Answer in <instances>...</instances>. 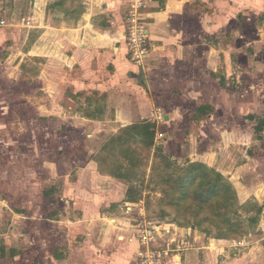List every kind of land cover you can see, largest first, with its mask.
Returning a JSON list of instances; mask_svg holds the SVG:
<instances>
[{"label":"rangeland","instance_id":"obj_1","mask_svg":"<svg viewBox=\"0 0 264 264\" xmlns=\"http://www.w3.org/2000/svg\"><path fill=\"white\" fill-rule=\"evenodd\" d=\"M35 1L0 0V21L6 22L0 25V248L6 252L24 244L32 264H49L41 260L57 245H71L79 252L74 257L80 264H116L125 258L120 248L131 247L133 227L143 213L191 246L180 255L181 263L171 264H264V129L258 130L264 123V34L256 32L264 24V0H218L224 23L231 26L236 20L243 25L239 42L224 45L238 52L221 59L225 67L227 60L233 65L223 82L230 83L234 96L222 92L219 106L200 121L191 117L193 106L187 100L175 98V104L160 107L163 117L175 109V122L156 123L155 149L161 148L181 167L204 164L233 184L245 230L232 239H219L212 229L203 231L188 215L177 216L155 187L151 167L137 173L129 185L109 173L117 174L122 164L129 167L132 158L119 159L117 151L111 154L113 161L108 158L101 166L109 157L103 147L123 129L109 122L113 108L104 115L107 121L86 122L82 117L92 109L84 95L83 100L70 98L74 104L65 100L64 121L41 112L45 92L39 90L35 55L36 28L44 15L39 16ZM213 1L198 3L207 6L203 12L210 15ZM48 13L50 26L63 16ZM29 52L32 56H25ZM101 128L107 132L96 131ZM131 185L138 191L136 202L127 201ZM129 261L135 264V256Z\"/></svg>","mask_w":264,"mask_h":264},{"label":"crops","instance_id":"obj_2","mask_svg":"<svg viewBox=\"0 0 264 264\" xmlns=\"http://www.w3.org/2000/svg\"><path fill=\"white\" fill-rule=\"evenodd\" d=\"M55 1L36 0L33 4L40 11L39 16L44 15L36 28L39 52L35 58L40 63L39 90L45 92L39 106L46 116L64 121L68 118L65 100L74 104V99L87 95L85 101L92 110L82 119L89 123L107 121L104 115L113 108L114 116L109 122H115L119 130L138 122H154L160 107L165 102L175 104V98L187 100L193 106V117L198 107H218L222 92L234 96L230 83H226L233 65L227 60L225 67L221 59L224 54L227 59L233 58L238 52L232 45L225 50L224 45L228 41L239 42L243 25L236 20H232L231 26L224 23L222 8L218 7L221 1H213L208 15L203 12L207 6L199 4L200 0H147L143 15L148 25L149 55L143 68L134 65L129 57L127 0H82L84 12L79 19L65 20L62 16L50 26L45 21L46 11ZM263 26L259 24L256 32L264 34ZM25 56H32L31 52ZM13 72L17 74L16 69ZM172 112L164 115L166 125L176 120L175 109ZM130 245L120 248L125 258L116 264H131L129 260L135 256L137 245ZM28 248L24 244L14 245L7 253L0 248L6 253H0V264H32L26 254ZM75 254L79 252L71 245H57L56 251L41 261L80 264Z\"/></svg>","mask_w":264,"mask_h":264},{"label":"trees","instance_id":"obj_3","mask_svg":"<svg viewBox=\"0 0 264 264\" xmlns=\"http://www.w3.org/2000/svg\"><path fill=\"white\" fill-rule=\"evenodd\" d=\"M48 11L62 13L65 20H77L82 16L84 7L82 0H57L48 7ZM213 110L212 106L198 107L193 120H201ZM263 129L264 123H261L258 130ZM156 134L157 124L152 121L124 127L105 144L103 152L109 157H104L99 163L101 166L102 163L107 164L108 158L113 161L111 154L117 151L119 159L132 158L129 167L122 168V164L117 169V174L112 171L109 173L129 185L137 173H145L151 167L155 187L160 188L166 199H169V205L177 216H190L203 231H217L219 239L243 236L245 225L237 209L238 196L233 184L221 173L201 163H191L187 167L178 166L161 148L155 149ZM137 148L142 150L140 154ZM137 192L131 185L127 191V201L136 202ZM2 256H6V253Z\"/></svg>","mask_w":264,"mask_h":264},{"label":"built area","instance_id":"obj_4","mask_svg":"<svg viewBox=\"0 0 264 264\" xmlns=\"http://www.w3.org/2000/svg\"><path fill=\"white\" fill-rule=\"evenodd\" d=\"M146 3L147 0H127L126 40L129 57L138 68H143L149 55L148 25L143 15ZM0 25L5 26L6 22L0 21ZM163 120L160 111L154 115V122ZM139 216L130 239L137 245L135 264L180 263V255L191 249L189 243L176 239L170 230L159 222L148 220L143 213ZM234 244L238 245L237 242Z\"/></svg>","mask_w":264,"mask_h":264}]
</instances>
